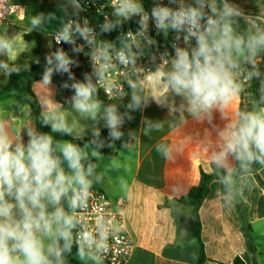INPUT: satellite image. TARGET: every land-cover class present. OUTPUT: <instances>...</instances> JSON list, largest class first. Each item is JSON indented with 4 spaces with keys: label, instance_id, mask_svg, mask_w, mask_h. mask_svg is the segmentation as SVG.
Wrapping results in <instances>:
<instances>
[{
    "label": "clouds",
    "instance_id": "1",
    "mask_svg": "<svg viewBox=\"0 0 264 264\" xmlns=\"http://www.w3.org/2000/svg\"><path fill=\"white\" fill-rule=\"evenodd\" d=\"M81 4L82 0H71L70 15L62 10L59 17L40 13L29 18L31 29L51 30L57 45H72L74 53L86 55L91 72L77 80L72 67L79 61L57 48L46 57L40 82L41 125L50 131H38L30 121L13 128L0 116V264H66L65 254L74 244L80 260L102 264L101 256L109 250V230L103 222L96 232L85 230L78 215L101 179L93 159H103L100 149L113 148L121 140V126L125 119H133L131 112L151 103L172 111L170 101L179 98L182 117L186 112L197 122L211 123L219 114L230 121L218 131L219 147L212 154L213 163L225 169L226 185L233 184L230 160L242 172H249L253 164L264 165V107L254 104L252 111H235L234 119L227 115L242 91L241 75L248 80L261 78L264 16L248 15L232 0H168L167 4L153 0L150 11L142 0H111L113 19L105 14L97 33L87 17L79 16ZM133 18H138L135 31H121L116 41L100 38ZM54 21L60 24L58 29ZM150 24L166 39L173 34L172 52L165 48L157 56L153 51L158 42L150 35ZM78 39L84 44H77ZM15 47L14 39L0 37V55L11 59ZM145 58L151 67L138 63ZM19 72V66L0 60L3 75ZM54 73L68 77L62 87L72 91L67 100L71 112L53 99ZM125 83L131 98L121 113L117 103L105 104L100 92L109 100L122 101L127 95ZM260 87L264 103V80ZM72 113L85 123L70 120ZM101 121L108 129L107 141L101 139ZM142 123L157 130L162 127L147 119ZM89 131L91 139L78 143ZM52 133L70 138L55 139ZM157 151L168 159L171 149L158 144ZM78 226L81 231L74 235Z\"/></svg>",
    "mask_w": 264,
    "mask_h": 264
},
{
    "label": "crops",
    "instance_id": "2",
    "mask_svg": "<svg viewBox=\"0 0 264 264\" xmlns=\"http://www.w3.org/2000/svg\"><path fill=\"white\" fill-rule=\"evenodd\" d=\"M232 2L239 4L246 14L264 16V0ZM239 30H245L243 21ZM260 71L264 76V64L260 65ZM41 80L42 77H39L32 81L31 91L43 111ZM240 82L242 91L227 113L233 119L235 111H252L254 107L251 80L244 78ZM8 83L9 80L0 85V116L13 128L17 123L29 121L35 126L28 104L18 109L14 107L15 95L22 94L24 84L20 83L21 90L17 92L13 86L19 82L10 86ZM51 87L53 99L63 104L62 99L68 96L66 90L60 88L59 93L53 79ZM130 98L131 94L115 102L121 113L125 112L124 106ZM103 102L109 104L105 100ZM179 104L180 100L176 98L174 103L170 101L172 111L169 107L151 103L142 111L131 112L133 119H125L121 126L124 135L116 141L113 154L102 155L101 160L93 159V163L98 165L96 173L101 177L93 187L102 190L114 204L123 203L121 226L134 240L133 251L125 264L196 263L199 251L197 242L189 240L184 243L183 233L177 231L172 210L164 206V202L185 195L192 186L199 184L200 171L211 173L213 166H217L213 163L212 154L219 147L218 131L230 121L216 114L211 123H200L186 112L182 117ZM64 108L71 112L68 104ZM73 118L81 124L85 123L75 113L69 117L70 120ZM144 119L159 122L162 127L159 130L149 128L142 123ZM100 129H105L103 121ZM87 136H91L90 131ZM123 144L127 147H122ZM158 144L170 147L168 159L157 151ZM236 165V161L230 160L228 171L233 172ZM253 168L255 173L242 172L233 178L232 185H226L221 180L210 182L209 192L199 208L200 237L207 258L204 264H233L235 257L245 264H264V165L253 164ZM235 194L246 209L241 207L239 211ZM181 212L188 215L189 208ZM241 216L249 225L247 235ZM79 261L95 264L87 259Z\"/></svg>",
    "mask_w": 264,
    "mask_h": 264
},
{
    "label": "trees",
    "instance_id": "3",
    "mask_svg": "<svg viewBox=\"0 0 264 264\" xmlns=\"http://www.w3.org/2000/svg\"><path fill=\"white\" fill-rule=\"evenodd\" d=\"M37 2L38 0H32ZM55 9L54 5L52 3H47L46 1L42 0L41 6H40V13H44L47 15L50 13L51 10ZM23 39L25 41H35L37 44V48L34 53L37 55H41V58H39V63L35 62L33 65L28 66L27 70L23 69L19 72L17 75L16 73H13L10 77H8L9 80V86L12 85L15 82H19L24 84V89L22 91V94L15 95V103L14 107L18 109L23 104H28L32 110L33 117L35 120V127L38 131L43 132H49L50 129L47 127H43L41 125V109L39 107L38 101L36 97L34 96L33 92L31 91V83L34 79L42 77V74L45 70V64H46V57L57 50V48H62L65 52L68 53V55L76 60L79 61V66H73L72 72L75 74V77L77 80H83L84 74L86 72H89L88 68L85 65V62L81 56V54L74 53L72 51V45L69 44H60L57 45L53 42L51 35H48L46 31H40L39 29H36L34 31L26 32L23 34ZM47 43V47H45L44 43ZM51 44V47L49 46ZM245 77L241 75L240 80L244 79ZM52 79L56 82L57 86L59 87V93L60 88L62 89L63 82L67 81L68 77L66 74L61 75L59 73H54L52 76ZM261 80H264V76H261L260 79H251V86H252V96H253V102L254 104L264 107V103L260 102L261 97ZM66 94L68 95L64 99H62V103L64 105H67V100L70 99L72 95L71 89H65ZM100 99L104 100L103 97L100 94ZM55 139H69L70 137H62L59 133H52ZM109 138L108 129H102L101 130V139L107 141ZM91 139V136H85L84 141H77L78 143L83 144L85 141ZM116 143V141H115ZM114 143V145H115ZM100 152L104 156H111L113 154L112 148H109L107 146L100 149ZM250 173H255L253 165H251ZM233 177L235 178L239 176L242 171H240V166L237 163L235 170L232 172ZM226 175V172L223 168L213 166L211 173H205L203 171H200V182L199 184L192 186L189 191L177 198L173 201L166 200L164 202V206L171 208L173 218L175 220V224L177 226V231L183 233L184 236V243L188 242L189 240H195L198 244V257L195 264H204L207 260L205 256L204 251V245L201 241V222L199 219V208L201 206L202 201L206 197V195L209 192V184L212 180H221L224 181V177ZM257 182L260 183V180L258 177H256ZM236 204L237 208H244L246 209V206L241 203L238 200V196L235 194ZM189 208V214L184 215L181 211ZM241 223L243 230L245 231V234L247 235V231L249 230V225L245 222L243 216H241ZM249 243L250 239L248 238ZM249 249L250 244H249ZM77 248L75 244L73 245L72 251L70 254H65L66 258V264H89L85 262H81L78 259L75 258L77 256ZM233 264H245L239 257H235L233 260Z\"/></svg>",
    "mask_w": 264,
    "mask_h": 264
},
{
    "label": "built area",
    "instance_id": "4",
    "mask_svg": "<svg viewBox=\"0 0 264 264\" xmlns=\"http://www.w3.org/2000/svg\"><path fill=\"white\" fill-rule=\"evenodd\" d=\"M44 1H46L47 3H52L51 0ZM142 2L144 3L146 10L150 11L153 6V0H142ZM163 2L167 4L168 0H163ZM110 3L111 0H82L81 7L86 11V14H79V16L81 18L87 17L90 25L95 28L97 33H99L100 25L104 22L105 19V14L108 15L109 19H113V17L111 16ZM14 6L15 5L13 3V0H0V28L13 14ZM172 6L175 7V5ZM137 19L138 18H133L132 20L126 22L122 28L116 29L111 33H105L100 38L116 41V38L121 31L126 32L129 29L135 31L137 29ZM149 32L150 35L153 36L158 42V49L156 48V46H153V51L157 52V56H159V53H162L165 48H167L169 52L173 51L171 47L173 39L172 33H169L166 39L163 34L158 35L154 25L151 24L149 27ZM52 40L56 44L53 37ZM77 44H84V41L78 39ZM87 51L88 49L87 47H85V52ZM80 54L89 72H91L89 58L83 53ZM138 63L145 65L146 67H151V64L147 60V58L138 61ZM157 63H159V60H157ZM114 78L118 79L119 77L114 76ZM120 79L122 80L123 78L121 77ZM124 91L125 93H127V95L131 94V90L128 88V85L126 83L124 84ZM100 94L108 103H115L119 101L109 100L104 94L103 90H101ZM127 95H125V97ZM78 215L82 218V228L85 230L96 232L98 224L101 222H103L107 226L109 230V250L106 252V254L101 256L102 263L125 264L133 251L134 240L132 235L121 226L124 219L123 203L114 204L102 190L93 188L92 196L88 200L87 208L80 210L78 212ZM80 231L81 226H78L74 232V235L79 233Z\"/></svg>",
    "mask_w": 264,
    "mask_h": 264
},
{
    "label": "rangeland",
    "instance_id": "5",
    "mask_svg": "<svg viewBox=\"0 0 264 264\" xmlns=\"http://www.w3.org/2000/svg\"><path fill=\"white\" fill-rule=\"evenodd\" d=\"M41 2L42 0H38L37 2L32 0H13V3L15 5L14 12L0 28V37L14 39L17 45V47L13 49V58L11 60L7 54L0 55V60L7 61L10 64L14 63L15 65L19 66L20 71L24 69L25 66L28 67L33 65L37 60H39V58H41V55H37L33 52L37 48L36 42L25 41L22 37L24 33L34 31L30 27L29 18L39 14ZM252 9L255 10L253 6ZM50 13H55L58 17L63 15V13L58 12L56 9L51 10ZM52 23L55 28L58 29L60 27L59 23H56L55 21ZM50 31L51 30H49V32L46 31V33L48 35H51ZM44 45L45 47H47L46 42L44 43ZM7 81V76L3 75V73H0V85H2L3 82ZM13 88H15L17 92H20L21 84L16 83ZM76 258L79 259L78 256Z\"/></svg>",
    "mask_w": 264,
    "mask_h": 264
},
{
    "label": "water",
    "instance_id": "6",
    "mask_svg": "<svg viewBox=\"0 0 264 264\" xmlns=\"http://www.w3.org/2000/svg\"><path fill=\"white\" fill-rule=\"evenodd\" d=\"M51 1H52V4L54 5L55 9L58 12L63 13L62 12V10H63L64 12H67V14L72 13L71 0H51ZM79 14L84 15V14H86V11L81 7ZM248 15H252V14H248ZM253 16H256V15H253Z\"/></svg>",
    "mask_w": 264,
    "mask_h": 264
}]
</instances>
